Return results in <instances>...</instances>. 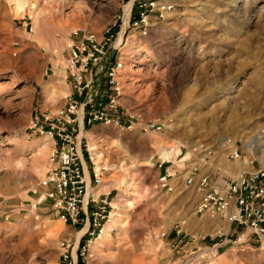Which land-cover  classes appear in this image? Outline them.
I'll return each instance as SVG.
<instances>
[{"label":"rangeland","instance_id":"rangeland-1","mask_svg":"<svg viewBox=\"0 0 264 264\" xmlns=\"http://www.w3.org/2000/svg\"><path fill=\"white\" fill-rule=\"evenodd\" d=\"M18 1L28 4L22 14L15 10ZM170 1L175 9L169 17L154 18L150 33L131 36L123 49L127 109L165 117L166 131L102 126L90 134L101 161L116 165L112 175L122 209L110 239L105 235L94 246L96 259L99 264H264V249L220 245L210 237L214 220L191 215L188 198L179 201L176 190L167 193L157 185L165 151L177 170L183 157L191 164L208 155L233 176L230 166L241 171L264 152V0ZM135 8L133 0H0V201L9 196L12 204H27L45 173L52 143L29 137L26 127L37 110L60 98L64 73L59 83L53 79L56 64L65 70L61 50L68 33L86 27L100 35L111 26L128 34ZM23 22H31L34 32L22 39L23 30L15 27ZM236 147L242 153L234 161L229 152ZM189 213L190 225L178 221ZM42 222L0 214V264H56L58 242L74 232L49 213Z\"/></svg>","mask_w":264,"mask_h":264},{"label":"built area","instance_id":"built-area-1","mask_svg":"<svg viewBox=\"0 0 264 264\" xmlns=\"http://www.w3.org/2000/svg\"><path fill=\"white\" fill-rule=\"evenodd\" d=\"M134 1L136 8L128 21V34L111 26L100 35L86 27L69 33L61 50L69 86L63 96L64 104L55 109L37 110L26 127L29 137L46 138L52 143L45 173L31 188L27 204H12L9 196L0 201V209H9L0 210L6 219L14 215L29 216L42 225L43 213H49L73 228L72 237L58 242L56 264H99L94 246L105 236L107 226L122 216V209L116 204L119 191L97 190L115 172L116 165L94 160L89 140L91 128L103 124L121 131L160 134L168 126L165 117H146L127 109L123 49L131 36L146 37L154 18L165 21L175 4L170 0ZM15 30H23L27 36L34 32V27L31 22H23ZM56 67L60 68V64ZM239 151L236 147L229 157L237 161L242 153ZM160 159L158 187L167 193L174 192L175 178L179 176L188 187L195 186L201 197L194 212L200 219L214 220L210 234L213 240L219 239L220 245L264 249V152L256 155L251 165L236 176L215 168L208 155L199 156L191 164H186L183 157L179 161H185L181 170L169 165V159ZM224 224H228L227 229ZM181 225L178 223L176 227ZM182 231L176 230V236L180 237ZM160 235L168 237L166 232Z\"/></svg>","mask_w":264,"mask_h":264},{"label":"crops","instance_id":"crops-1","mask_svg":"<svg viewBox=\"0 0 264 264\" xmlns=\"http://www.w3.org/2000/svg\"><path fill=\"white\" fill-rule=\"evenodd\" d=\"M20 33L21 34L18 35V37H20L22 39L25 38V37H27L24 31H21ZM68 36H69V33H68ZM62 73H64V80L60 84L59 83L60 82L59 79L61 78V74ZM54 75H56V76L53 79L54 80L53 83H59V86H60L59 87V91L57 92L58 93V96L60 98L58 99L57 102H55V104L50 103V101H49V103H47V104L44 105V106H47V108L44 107L45 109H55V108H58V107L62 106L64 104L63 96L65 95V93L67 91H69V86H68L67 81L65 79V77H66L65 70H60V69L59 70H56L55 73H54ZM126 97H127V94L125 93L124 101L127 100ZM102 126H107V125H103V124H97V125H95L94 127L91 128V130H90L91 133L90 134H93L92 133L93 131H101L102 130ZM150 148H152V145H150ZM214 167L216 168L217 166L214 165ZM158 172H159V169H158ZM112 174L114 175V173H112ZM112 174L109 175V176H107L105 178V183L103 185H101L97 190L100 191V192H104L107 189L118 190L119 191L118 192V195H119L120 194V187L117 185V180H116V178L113 177ZM197 178H198V176H197ZM175 183H176V191L174 193L177 192V194L175 196H177V197L179 195L181 196L180 199H179V201L180 200H183L184 198H188L189 201H190V206H189V209L190 210L189 211L191 212V215H195L194 209H195V206H196L197 202L199 201V199L201 197V193L197 190V188L195 186L188 187L185 184L184 180L180 176L178 178H175ZM178 191H179V193H178ZM182 194H184V195H182ZM174 208L176 210L177 206H175ZM186 216L190 217V213L189 214H182L181 217L183 219L182 220H178V221H180V222L182 221V222H186L187 223L188 217H186ZM187 225H190V222L187 223ZM69 230H70V232H72L73 231V228H69Z\"/></svg>","mask_w":264,"mask_h":264},{"label":"bare ground","instance_id":"bare-ground-1","mask_svg":"<svg viewBox=\"0 0 264 264\" xmlns=\"http://www.w3.org/2000/svg\"><path fill=\"white\" fill-rule=\"evenodd\" d=\"M27 7H28V4H26L25 2H21V1H18L17 2V6H15V10H16V12L17 13H19V14H22L23 12H25L26 10H28L27 9ZM131 11V10H130ZM56 70H59V68H57L56 67ZM61 70V69H60ZM93 138V137H92ZM94 141V140H93ZM251 141H253L252 139H251ZM95 142V141H94ZM92 143V145H90L91 146V151H92V154H93V158H94V160L97 162V163H100L101 162V156H102V154L100 153V150H99V148H98V146H97V144H95V143ZM116 144H119V142L118 141H116L115 142ZM251 142H249V145L250 146H252L251 144H250ZM252 148V147H251ZM172 149V148H171ZM168 153H170V151H165V152H163V155H165V157L164 156H161L162 158H164V159H169V157H166L167 155H168ZM152 156H150L148 159H147V163H151L152 162V158H151ZM39 163H40V161H38ZM122 166V165H121ZM121 166H118V168H121ZM242 168V167H241ZM230 169H232V171H234V172H236V174H238L237 172L239 171L240 172V168L239 167H231L230 166ZM235 174V173H234ZM125 181V180H124ZM121 184V183H120ZM113 223H114V221H113ZM114 225H117V222L116 223H114V224H112V225H108L107 226V231L105 232V235H106V239H110V237L112 236V233H111V231L113 230V228H114ZM189 261V260H188ZM186 262V261H185Z\"/></svg>","mask_w":264,"mask_h":264}]
</instances>
